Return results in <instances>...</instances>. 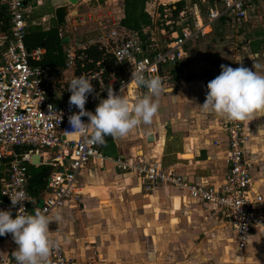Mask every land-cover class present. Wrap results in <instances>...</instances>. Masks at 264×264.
<instances>
[{
  "label": "crops",
  "instance_id": "obj_1",
  "mask_svg": "<svg viewBox=\"0 0 264 264\" xmlns=\"http://www.w3.org/2000/svg\"><path fill=\"white\" fill-rule=\"evenodd\" d=\"M179 1L182 0H148L145 4V12L151 18L148 27L156 29L161 48L171 40L165 42L160 34L164 25L161 16L169 5ZM183 1L185 10L204 14L224 0ZM115 2L122 7L123 18L121 0H81L77 6H69L71 9L65 20L70 22L65 23L66 30L77 26L75 18L80 11L91 9L86 16L97 13L106 16ZM43 3L44 0H25L30 27L46 29L52 23L55 8L68 5L67 0L53 1L52 16L48 18L36 14ZM185 22H181L182 27ZM241 27L215 22L207 35L191 41L186 47V57L167 66V70L178 71L175 78L162 69L166 81L162 84L164 91L152 124L142 125L124 137H116V155L101 149L108 160L102 166L90 161L80 171L82 196L79 205L74 207L68 200L49 216L54 221L49 224L50 236L76 264H264L262 227L253 229L246 251L238 253L231 225L212 204L202 205L186 192L167 184L146 191L136 173L120 171L111 161L138 155L146 163H158L196 185L210 188L223 181L228 166L222 118L202 111L199 106L205 101L207 83L220 74L222 64L232 68L241 64L251 68L252 63L264 66L262 44L257 47L255 40L244 43ZM172 28L176 32L181 29L180 26ZM229 28L236 33L235 40H240L235 50L230 46L231 36H223ZM61 33L66 35L62 29ZM244 123L251 134L246 150L253 162L254 190L264 199V114L257 112ZM149 135H154L152 144L146 141ZM48 196L47 189L35 196L38 205ZM57 213L62 216L58 223L55 222ZM15 250L13 238L0 240V260L13 258Z\"/></svg>",
  "mask_w": 264,
  "mask_h": 264
},
{
  "label": "built area",
  "instance_id": "obj_2",
  "mask_svg": "<svg viewBox=\"0 0 264 264\" xmlns=\"http://www.w3.org/2000/svg\"><path fill=\"white\" fill-rule=\"evenodd\" d=\"M255 2L224 0L204 15L198 10H184L174 16L172 10L166 8L161 16L164 25L160 34L165 42L171 40L162 48L154 27L141 31L121 28L122 7L117 2L106 16L102 13L87 15L88 21L97 23L96 35L85 40H69L65 49L66 70L72 71L73 78L85 76L93 84L94 91L88 95L85 110L95 113L99 101L107 98L108 88L117 94L122 89L130 101L145 93L147 89L131 82L132 72L138 70L145 78L158 76L164 84L166 77L161 74L162 69L184 59L191 41L207 35L206 29L215 22L242 25ZM25 6V0H0V210H11L15 218L20 205L12 206L9 197L23 191L29 198L23 203L25 210L33 213L40 209L49 217L68 200L77 207L82 196L80 171L90 161L102 166L108 159L100 144L89 142L90 136L65 135V131H71L68 116L79 110L75 106L69 107L70 81L60 82L56 79L57 70L39 65L45 49L26 47L30 22ZM183 21H186L185 27H182ZM69 22L65 20V23ZM80 23L86 24L85 18ZM173 26L181 29L176 32ZM64 37L61 33L60 38ZM92 46H97L102 59L95 63L93 70H86L84 52ZM82 120L88 122L87 117ZM221 130L227 139L225 162L228 171L216 187L196 185L158 163H146L138 155L111 161L120 171L136 173L146 191L167 184L186 192L202 205L212 204L231 225L236 251L243 253L253 229H264V199L254 190L253 162L246 150L251 134L244 121L221 119ZM34 155L39 159V164L34 166L52 169L46 187L49 196L40 206L36 197L26 190L28 165ZM8 237L12 238V235L6 233L0 240ZM50 238L56 246L51 250L49 264H76L65 254L61 244ZM0 262L16 264L14 257Z\"/></svg>",
  "mask_w": 264,
  "mask_h": 264
},
{
  "label": "clouds",
  "instance_id": "obj_3",
  "mask_svg": "<svg viewBox=\"0 0 264 264\" xmlns=\"http://www.w3.org/2000/svg\"><path fill=\"white\" fill-rule=\"evenodd\" d=\"M220 69V74L207 83L201 110L230 122L250 121L255 113L264 114V66L252 63L251 68L242 64L232 68L222 64ZM131 82L147 89L146 93L130 101L122 89L117 94L108 88L107 98L101 99L92 113L85 110V104L94 91L93 84L85 76L71 79L68 103L79 111L68 116L71 131H65V135L90 136V143L103 145L106 135L124 137L142 125H151L164 91L162 81L158 76L145 78L138 70L132 72ZM82 117H87L88 122ZM9 198L12 206L20 207L15 218L11 210H0V236L12 235L17 245L13 253L16 264H49L51 250L56 246L49 230V224L54 221L40 209L33 213L26 211L23 203L29 198L25 192H14ZM60 221L62 216L57 213L55 222Z\"/></svg>",
  "mask_w": 264,
  "mask_h": 264
},
{
  "label": "trees",
  "instance_id": "obj_4",
  "mask_svg": "<svg viewBox=\"0 0 264 264\" xmlns=\"http://www.w3.org/2000/svg\"><path fill=\"white\" fill-rule=\"evenodd\" d=\"M148 0H121L123 4V18L120 22L121 26L130 31H141L142 29L151 26V18L145 12V4ZM176 7L172 10L174 16L185 10L184 1H179L168 8ZM43 17V16H41ZM62 25H58L54 18L52 23L44 29L42 26H32L28 28V34L25 39L26 47L30 50L37 47L45 49V54L39 65L49 67L64 72L65 68V49L68 43H64V38H60ZM86 70H93L95 63L102 59V54L97 46L89 47L85 52ZM91 62V63H90ZM50 167L28 165L26 190L29 194L37 196L46 191L47 182L51 174Z\"/></svg>",
  "mask_w": 264,
  "mask_h": 264
},
{
  "label": "rangeland",
  "instance_id": "obj_5",
  "mask_svg": "<svg viewBox=\"0 0 264 264\" xmlns=\"http://www.w3.org/2000/svg\"><path fill=\"white\" fill-rule=\"evenodd\" d=\"M53 1H56V0H44L43 5L38 7L36 14L37 15L38 14L39 15H45V16H48V18H50L52 16V12H53V8H52ZM69 9H71V7H69ZM90 10L91 9H84L83 11H80L78 13V16L75 18V21L77 24L76 27H74V28L67 27V30H66V28H65L66 24L64 23V25H62L61 29H62L63 33L70 36L72 41L85 40L89 37H93L96 35L97 29H98L96 23L90 22L86 18L87 11L89 12ZM249 11H250L249 12L250 15L248 16L246 22L243 23L242 27H241V32L243 33L242 38L244 39L243 42L246 43L248 40H255L254 44L257 47H259V45L262 44L261 49L260 48H258V49L263 51L264 50V5H263V1L262 0H256V2L250 6ZM82 17L85 18V22H86L85 25H80V19ZM48 18H47V23L49 21ZM29 25H31V24H29ZM70 29H71V31H68ZM232 30H233L232 28L227 29L228 33L226 35H223V36H231L230 37V39H231L230 40V46H231V48H233V50H235V47H236L235 45H239L238 43H240L239 42L240 40H235L236 33L232 32ZM241 32H240V34H242ZM157 36L160 39V36L158 35V33H157ZM257 37L260 40H256ZM194 40H196V39H194ZM239 48H240V46H239ZM164 69L167 70L168 67H164ZM167 71H168V73H171V75L174 78L178 74V71H176V69H174V71H172V69L167 70ZM56 79L59 80L60 82L71 81V79H73V73L69 69L65 70L64 72H58L56 75Z\"/></svg>",
  "mask_w": 264,
  "mask_h": 264
},
{
  "label": "water",
  "instance_id": "obj_6",
  "mask_svg": "<svg viewBox=\"0 0 264 264\" xmlns=\"http://www.w3.org/2000/svg\"><path fill=\"white\" fill-rule=\"evenodd\" d=\"M81 0H67V4L68 5H63V6H59L57 8H55V12H54V18L56 20V23L58 25H63L65 23V17L66 15L68 14V9H69V6H72V7H75L78 5V3L80 2ZM63 42L64 43H68L69 42V38L66 37L63 39ZM29 51V50H27ZM115 138H113L111 135H106L104 137V140H105V143H104V148H105V152L107 154H110V155H116V148H115ZM154 135H149L146 139L147 143L149 144H152L153 141H154ZM32 165H38L39 164V159H38V155H34L32 157V162H31Z\"/></svg>",
  "mask_w": 264,
  "mask_h": 264
},
{
  "label": "flooded vegetation",
  "instance_id": "obj_7",
  "mask_svg": "<svg viewBox=\"0 0 264 264\" xmlns=\"http://www.w3.org/2000/svg\"><path fill=\"white\" fill-rule=\"evenodd\" d=\"M104 147H105L104 144L100 146V148H101L103 151L105 150Z\"/></svg>",
  "mask_w": 264,
  "mask_h": 264
},
{
  "label": "bare ground",
  "instance_id": "obj_8",
  "mask_svg": "<svg viewBox=\"0 0 264 264\" xmlns=\"http://www.w3.org/2000/svg\"><path fill=\"white\" fill-rule=\"evenodd\" d=\"M206 30H208V29H206Z\"/></svg>",
  "mask_w": 264,
  "mask_h": 264
}]
</instances>
